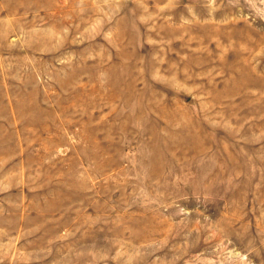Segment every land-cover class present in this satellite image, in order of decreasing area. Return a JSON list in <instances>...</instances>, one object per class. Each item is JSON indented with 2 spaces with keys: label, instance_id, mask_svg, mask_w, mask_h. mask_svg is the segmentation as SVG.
I'll return each instance as SVG.
<instances>
[{
  "label": "rangeland",
  "instance_id": "obj_1",
  "mask_svg": "<svg viewBox=\"0 0 264 264\" xmlns=\"http://www.w3.org/2000/svg\"><path fill=\"white\" fill-rule=\"evenodd\" d=\"M0 264H264V0H0Z\"/></svg>",
  "mask_w": 264,
  "mask_h": 264
}]
</instances>
